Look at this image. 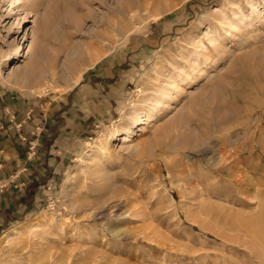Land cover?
I'll list each match as a JSON object with an SVG mask.
<instances>
[{"label": "rangeland", "instance_id": "obj_1", "mask_svg": "<svg viewBox=\"0 0 264 264\" xmlns=\"http://www.w3.org/2000/svg\"><path fill=\"white\" fill-rule=\"evenodd\" d=\"M0 195L23 209L0 210V264H244L264 233V0H0Z\"/></svg>", "mask_w": 264, "mask_h": 264}, {"label": "bare ground", "instance_id": "obj_2", "mask_svg": "<svg viewBox=\"0 0 264 264\" xmlns=\"http://www.w3.org/2000/svg\"><path fill=\"white\" fill-rule=\"evenodd\" d=\"M256 7V6H255ZM248 56H249V54H244V55H242V57L240 58V63L242 64V63H244V64H247V60H248ZM237 67L236 66H234V67H231V72H237ZM243 71V70H242ZM147 121H148V116H145V117H141V118H139L138 120H137V124L140 126V125H142V124H145V123H147ZM132 132H133V130L131 129V128H127L126 130H125V134H124V136H123V141H127V140H129V137L131 136V134H132ZM104 135V134H103ZM106 136H107V138H112L113 137V135L111 134V133H106ZM91 147L93 148L94 147V144L93 143H91ZM174 163V162H173ZM172 163V164H173ZM177 164H178V162H177ZM179 165V164H178ZM177 165V166H178ZM179 167V166H178ZM173 169V168H172ZM177 170H179V169H177ZM182 170V169H181ZM180 171V170H179ZM173 172V171H172ZM176 172V171H175ZM178 173V172H177ZM179 173H181V172H179ZM182 174V173H181ZM198 179V178H197ZM207 180V179H206ZM191 182V181H190ZM203 182H204V180H203ZM200 183V182H199ZM205 183V182H204ZM197 184H198V182H197ZM202 184V183H201ZM210 185V184H209ZM204 186V184L203 185H201V187H203ZM206 188V187H205ZM209 188H210V186H209ZM192 189V188H191ZM215 190V189H214ZM218 190V189H217ZM192 192V191H191ZM117 200V199H116ZM120 203V202H119ZM119 203H115L114 204V206L116 207V206H118V204ZM202 205H203V203H201ZM104 206V205H103ZM113 206V205H112ZM104 207H106V206H104ZM202 207V206H201ZM95 209H97V210H99L98 209V205H96V207H95ZM94 209V210H95ZM96 210V211H97ZM101 210V209H100ZM93 211V210H92ZM98 212V211H97ZM97 212H95L94 214H96ZM92 213V212H91ZM94 214H91V215H89V217H92V216H94ZM100 214V213H99ZM14 228H12V230H13ZM37 229V228H36ZM11 230V231H12ZM9 231V230H8ZM7 231V232H8ZM30 231V230H29ZM28 231V232H29ZM141 232V231H140ZM144 234V233H143ZM27 235H28V233H27ZM36 235H37V232H36V230H34V229H32L30 232H29V237H30V245L33 247V248H37V246L36 245H38L39 244V242L38 241H36L35 240V237H36ZM133 235V234H132ZM147 235V234H146ZM26 236V235H25ZM22 237H24V236H22ZM27 237V236H26ZM143 237V236H142ZM136 238V237H135ZM20 239V238H19ZM21 240V239H20ZM22 240H24V239H22ZM29 239L27 238V241H28ZM38 240V239H37ZM15 241V240H14ZM21 241H16L14 244H17V243H20ZM257 242L261 245V247L259 248V250H256V251H253V250H250V252H249V255L246 257V259H245V261H244V264H257L258 263V261H263V263H264V233H260L259 234V236H258V239H257ZM29 243V242H28ZM21 244V243H20ZM22 245H24V244H22ZM26 245H28L27 243H26ZM23 246H21V248H22ZM24 248V247H23ZM22 248V249H23ZM25 250V249H24ZM14 258H18L19 256H17V255H14L13 256ZM21 258V257H20ZM32 259H34V258H32ZM31 259V260H32ZM34 261H36V260H34ZM68 259H67V261H66V263H62L61 261H57V260H55L54 258H53V256L52 255H49V256H46V258H41V259H39V262H38V264H67L68 263ZM72 261V260H71ZM28 262V261H27ZM30 263V262H29ZM36 263V262H35ZM69 263H70V261H69Z\"/></svg>", "mask_w": 264, "mask_h": 264}, {"label": "crops", "instance_id": "obj_3", "mask_svg": "<svg viewBox=\"0 0 264 264\" xmlns=\"http://www.w3.org/2000/svg\"><path fill=\"white\" fill-rule=\"evenodd\" d=\"M42 145L39 143L38 144V146H37V148H36V152H37V156L39 157L40 156V154H42L41 153V150H42ZM21 149L20 148H18V147H4V150H2L3 152H10V155H8V159H9V161H16L18 164H21V163H23L24 164V166H26V167H24V169H26V171H27V175H28V177L29 178H31L30 176H32L31 174V171L30 170H32L33 172H35V170L34 169H38L37 167H33V165H34V160H30L27 156H26V154H24L23 155V157L21 158L20 157V155H19V151H20ZM30 169V170H29ZM39 174H43V173H41L40 171H39ZM23 179H24V177H23ZM16 189H17V191H16V195L18 194V192H19V188L17 187V185H15L14 186ZM10 198H6L5 196H2V195H0V210L1 209H5V210H7V211H13L14 210V208L16 207V205H18V207H21L22 206V202H16V201H10L9 200ZM22 211H23V209H22V207L20 208Z\"/></svg>", "mask_w": 264, "mask_h": 264}, {"label": "built area", "instance_id": "obj_4", "mask_svg": "<svg viewBox=\"0 0 264 264\" xmlns=\"http://www.w3.org/2000/svg\"><path fill=\"white\" fill-rule=\"evenodd\" d=\"M35 152H36V143L31 142V144H30V154L31 155L35 154Z\"/></svg>", "mask_w": 264, "mask_h": 264}]
</instances>
